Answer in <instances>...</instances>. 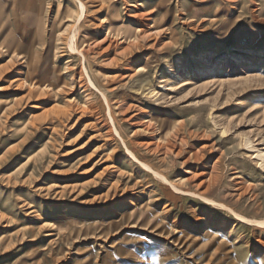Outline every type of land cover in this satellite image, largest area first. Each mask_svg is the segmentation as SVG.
Wrapping results in <instances>:
<instances>
[{
  "label": "rangeland",
  "instance_id": "obj_1",
  "mask_svg": "<svg viewBox=\"0 0 264 264\" xmlns=\"http://www.w3.org/2000/svg\"><path fill=\"white\" fill-rule=\"evenodd\" d=\"M81 1L0 0V264H264V0Z\"/></svg>",
  "mask_w": 264,
  "mask_h": 264
},
{
  "label": "bare ground",
  "instance_id": "obj_2",
  "mask_svg": "<svg viewBox=\"0 0 264 264\" xmlns=\"http://www.w3.org/2000/svg\"><path fill=\"white\" fill-rule=\"evenodd\" d=\"M78 1V7L77 8H79V10H80V14L78 13V15H77V21L80 19V17L82 16V14L84 15V11H85V3H83L81 0H77ZM69 3V2H68ZM75 3V2H74ZM73 3V4H74ZM76 4V3H75ZM59 7V6H58ZM61 7V6H60ZM72 7V6H71ZM23 8V7H22ZM62 8V7H61ZM73 8V7H72ZM60 8H58V10H57V12L55 13L56 15H55V18H54V21H53V23H52V27H54V25L56 24V21L59 19V17L62 15V12L59 10ZM70 9V8H69ZM67 10V8H65V10H64V12ZM76 10V9H75ZM24 11V10H23ZM73 11V10H72ZM78 12V11H77ZM76 12V13H77ZM67 13V12H66ZM72 13V12H71ZM70 13V14H71ZM86 14V13H85ZM76 14H74L73 16H75ZM68 17V20H69V18H71L72 19V15L71 16H67ZM37 18V17H36ZM83 17H81V19H82ZM75 21V20H74ZM82 22V21H81ZM58 26H59V24H57ZM80 26V25H79ZM56 29V28H55ZM74 23H72V26H71V29H70V31H69V34L67 35V38H66V40H65V46H66V48L68 49V50H70V52H76V53H78V54H80L82 57L81 58H83L84 59V54H83V52L81 51V50H79V48H77V43L75 44L74 43V38H75V34H74ZM75 31H77V30H75ZM72 32V33H71ZM54 35V34H53ZM85 38V37H84ZM56 40H58V41H60V39H57L56 38ZM77 40V39H76ZM85 40V39H84ZM82 44V43H81ZM80 44V45H81ZM79 45V46H80ZM84 71V70H83ZM85 72V71H84ZM86 73V72H85ZM87 74V73H86ZM88 80H89V77H88ZM89 82H91L90 80H89ZM92 84V83H91ZM129 154V153H128ZM131 158V157H130ZM132 158H135L133 155H132ZM142 165H143V167L145 166V164H143V163H141ZM147 168V167H146ZM148 169V168H147ZM156 176H159L160 178H162L163 180H165L163 177H161L160 175H158L156 172H153ZM171 187H172V189L173 190H178V189H176V187L175 186H173V185H171ZM203 200H205L206 202H211V201H209L208 199H206V198H203V197H201Z\"/></svg>",
  "mask_w": 264,
  "mask_h": 264
}]
</instances>
